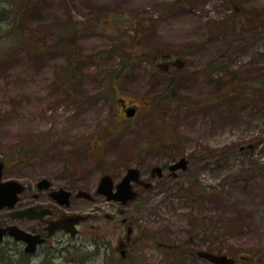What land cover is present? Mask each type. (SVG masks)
<instances>
[{"label":"rangeland","instance_id":"1","mask_svg":"<svg viewBox=\"0 0 264 264\" xmlns=\"http://www.w3.org/2000/svg\"><path fill=\"white\" fill-rule=\"evenodd\" d=\"M122 43L134 50L118 68L111 48ZM167 52L181 62L146 57ZM158 137L165 145L153 148ZM178 154L188 169L129 209L146 235L143 264H214L197 250L264 264V0H0L6 177L56 175L69 162L98 176ZM173 244L193 251L171 258Z\"/></svg>","mask_w":264,"mask_h":264},{"label":"flooded vegetation","instance_id":"2","mask_svg":"<svg viewBox=\"0 0 264 264\" xmlns=\"http://www.w3.org/2000/svg\"><path fill=\"white\" fill-rule=\"evenodd\" d=\"M141 24L148 27L144 22ZM131 28L136 29V26ZM59 32L63 38L64 29ZM66 34L70 42L71 35ZM146 57L160 66H176L178 61L181 62L173 52ZM161 58L166 64L160 61ZM67 80L69 84V77ZM122 108L130 120L139 114L135 105L122 103ZM132 111L134 114L130 115ZM165 140V137L155 138L152 147L162 148ZM184 157L188 169L190 161L185 154L176 155L164 165L137 167L139 178L130 182L128 192H120L118 185L132 166H116L111 173L101 172L97 176L93 167L81 169L69 162L56 175L17 179L5 176L7 161L0 158L3 162L0 186L11 179L20 182L16 186L19 192L14 205L0 207V264H143L140 243L146 235L140 231L139 220L129 209L137 203L148 202L149 192L158 181L177 178L180 171H186L172 168ZM156 166L160 167L159 171H154ZM105 175L112 179L109 189L106 188L108 182L102 181ZM43 179L47 180L44 182ZM16 187L6 186L4 193L9 195ZM126 194L135 197L125 201Z\"/></svg>","mask_w":264,"mask_h":264},{"label":"water","instance_id":"3","mask_svg":"<svg viewBox=\"0 0 264 264\" xmlns=\"http://www.w3.org/2000/svg\"><path fill=\"white\" fill-rule=\"evenodd\" d=\"M134 114V111H132ZM252 145L250 144V147ZM242 148H244V146H242ZM2 168H3V162L0 161V180L2 177ZM172 168L177 169V168H182V169H186L187 168V160L186 158H182L179 162H177L175 165L172 166ZM160 167L156 166L154 167V171H159ZM140 175V171L137 167H130L124 177V179L122 180V182L118 185L120 192H128L129 188L131 186V181L132 180H138ZM47 179H43V181L45 182ZM102 181L108 182V186H106L107 189L112 187V179L109 175H105L102 178ZM3 185L0 186V194H3L4 188L6 186H13L16 187L18 186V184H20V182L18 180L15 179H11L8 181H5L2 183ZM17 192H19V188H13L11 193H8L9 195L4 193V196H0V207L4 206V205H10L13 206L14 202L16 200V194ZM124 197H127L126 199H124L125 201H127V199H132L135 197L134 194H126L124 195ZM197 254L200 257H204L206 259H208L209 261L215 263V264H234L235 263V258L234 257H230L227 254H219V253H215V252H211V251H207V250H198Z\"/></svg>","mask_w":264,"mask_h":264},{"label":"trees","instance_id":"4","mask_svg":"<svg viewBox=\"0 0 264 264\" xmlns=\"http://www.w3.org/2000/svg\"><path fill=\"white\" fill-rule=\"evenodd\" d=\"M67 28L68 27H65L63 29L66 30ZM73 28H74L73 31L76 32L77 25L75 27H73ZM65 38L67 40V43H66L67 44V47H69V45H70V47L73 48V44L68 42L67 35H65ZM126 47L133 48L134 46H132V44H128V43H122L120 45L116 44V45H114L113 48H111L112 50L114 49L113 51L115 52V54H117L120 57L121 63H120V66L118 68H123V66H125V65H127L129 63V60L126 59V58H124V56H123L124 53H126L125 52ZM133 50H134V48H133ZM70 61H71V63L69 65L71 67H73V69H74L73 70L74 71L73 76H74V78H78L77 71L80 70L83 62H82L81 58L77 54L74 56V58L72 57ZM114 72L115 73L111 74V70H110L107 73L113 75L114 77H112V78H116V76H118V73H117L118 71H114ZM233 85L236 88V86H238L239 84H233ZM239 87H240V85H239ZM234 93H238V92H234ZM186 192L189 193V194H191V195H193L195 198L196 197H199V196H204L205 195V192L203 190H200L198 192V190L194 189L192 186L190 188L188 187V190ZM198 223L199 222L195 221V224L194 225H196V226L195 227H192L191 232L194 231L193 229L199 228V224ZM157 235L158 234H156V236ZM193 238L195 239V236L194 235H191L190 238L187 240V244L186 245L191 244ZM192 251H193V249H189L188 247H184L182 245H175V244H173V245H171V248L168 247L167 253H169V255H170L171 258L172 257H176V258L181 259L182 258L181 256H183L184 254H188V253H190Z\"/></svg>","mask_w":264,"mask_h":264}]
</instances>
